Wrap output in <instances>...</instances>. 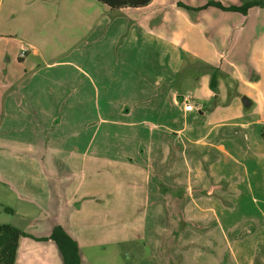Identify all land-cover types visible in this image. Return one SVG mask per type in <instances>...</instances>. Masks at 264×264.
Returning <instances> with one entry per match:
<instances>
[{"label": "rangeland", "instance_id": "1", "mask_svg": "<svg viewBox=\"0 0 264 264\" xmlns=\"http://www.w3.org/2000/svg\"><path fill=\"white\" fill-rule=\"evenodd\" d=\"M245 1L154 0L147 9L112 13L94 0H0V65L23 73L18 56L29 46L46 63L66 65L60 70L73 72L72 81L63 87L78 97L77 134H88L85 140L79 137L78 145H90L101 155L110 144L120 149L132 141L134 127L114 131L116 118L110 111L131 93L134 83L126 81L138 72L149 79L170 77L181 67L172 88L195 99L203 74L199 68L185 70L202 59L204 45H197V38L211 43L207 51L216 48L217 60L238 70L240 77L264 83V5L259 2L246 12L219 7ZM152 26L178 30L176 46L165 51L160 41L150 39L145 31ZM152 52L160 54V71L153 68ZM2 118L0 113V123ZM144 119L124 122L139 123L143 130ZM1 131L0 224L25 234L15 264H64L54 242L38 240L57 226L78 243L82 264H192L182 261L185 250L172 249L170 235L161 233L166 211L155 215L150 206L147 170L92 154L72 158L29 151L7 142ZM155 234L162 238L159 246ZM197 249L203 257L209 254Z\"/></svg>", "mask_w": 264, "mask_h": 264}, {"label": "crops", "instance_id": "2", "mask_svg": "<svg viewBox=\"0 0 264 264\" xmlns=\"http://www.w3.org/2000/svg\"><path fill=\"white\" fill-rule=\"evenodd\" d=\"M99 4L112 13L150 6L111 10ZM157 27L146 28L149 38L160 41L165 51L176 46L178 30ZM196 41L204 45L202 59L185 71L200 69L203 75L196 103L190 98L189 108L184 106L186 97L172 88L181 67L170 77L149 79V74L145 78L138 72L133 80H122L132 81L133 89L110 115L116 118L111 124L114 131L134 127L126 147L116 149L117 145L110 144L104 155H98V149L78 145L84 135H78L76 128L77 92L68 93L63 87L71 83L73 72L61 71L66 66L62 62L46 63L30 46L25 58L18 56L23 73L0 65V131L4 130L7 142L29 151H52L72 158L92 154L147 170L148 201L156 208L155 215L166 211L161 233L170 235L172 249L185 250L182 261L264 264V83L246 81L238 70L217 60L216 48L207 51L213 45L205 38ZM152 56L153 68L160 71V54L152 52ZM213 76L216 88L211 87ZM243 97L250 99L249 107L244 106ZM129 117L145 118L146 128L124 122ZM87 137L86 133L83 140ZM93 137L91 130L89 138ZM159 235L155 234L158 246ZM197 248L209 254L203 257Z\"/></svg>", "mask_w": 264, "mask_h": 264}, {"label": "trees", "instance_id": "3", "mask_svg": "<svg viewBox=\"0 0 264 264\" xmlns=\"http://www.w3.org/2000/svg\"><path fill=\"white\" fill-rule=\"evenodd\" d=\"M108 6L111 10H120L124 8L140 9L148 6L153 0H95ZM259 2L264 5L262 0H246L242 6L223 7L230 11H247L250 7L258 6ZM180 5V4H179ZM214 5V4H211ZM181 7H183L181 5ZM211 87L216 88L215 77H212ZM264 139V128L261 131ZM1 207V206H0ZM5 211L13 213V209L4 208ZM25 234L18 228L9 224H0V264H15L19 250L20 240ZM39 241H52L58 247L64 264H82L80 248L78 243L65 231L62 226H57L51 235L39 238Z\"/></svg>", "mask_w": 264, "mask_h": 264}, {"label": "built area", "instance_id": "4", "mask_svg": "<svg viewBox=\"0 0 264 264\" xmlns=\"http://www.w3.org/2000/svg\"><path fill=\"white\" fill-rule=\"evenodd\" d=\"M27 56V50L26 49H22L21 50V53H20V58H25ZM184 106L186 108H189L191 106V103H190V98H185L184 99Z\"/></svg>", "mask_w": 264, "mask_h": 264}, {"label": "water", "instance_id": "5", "mask_svg": "<svg viewBox=\"0 0 264 264\" xmlns=\"http://www.w3.org/2000/svg\"><path fill=\"white\" fill-rule=\"evenodd\" d=\"M242 101H243V104H244L245 107H249L251 105V101L247 97H243Z\"/></svg>", "mask_w": 264, "mask_h": 264}]
</instances>
